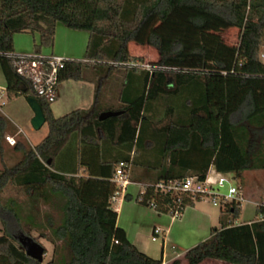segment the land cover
<instances>
[{"label": "trees", "instance_id": "16d2710c", "mask_svg": "<svg viewBox=\"0 0 264 264\" xmlns=\"http://www.w3.org/2000/svg\"><path fill=\"white\" fill-rule=\"evenodd\" d=\"M208 19L240 29L238 46L205 32ZM58 25L88 34L84 59L69 60L58 84H96L90 109L62 117L53 115L52 104L34 94L6 56L15 52L14 35L20 33L37 34L34 52L41 54L54 44ZM191 29L198 42L190 55L200 67L185 69L183 40ZM131 42L153 47L157 65L178 71L126 66L144 62L129 52ZM0 67L7 100L35 98L49 130L34 147L18 142L13 149L21 160L0 173V264H43L27 256L19 242L42 224L32 215L27 221L17 199L5 200L10 188L19 189L31 206L43 203L61 213L59 225L47 216L50 234L41 233L55 244L56 257L47 264H162L117 226L112 197L120 163L155 172L149 184L188 176L204 180L211 167L237 175L264 170V0H0ZM113 83L119 103L106 106ZM105 112L121 114L100 121ZM7 132L8 121L0 115L2 159ZM81 172L110 180L104 203L81 198ZM145 198L155 200L160 214L173 206L169 196L152 188ZM195 204L184 200L187 208ZM220 209V228L186 252V264H264V202L254 221L239 225L241 203Z\"/></svg>", "mask_w": 264, "mask_h": 264}, {"label": "rangeland", "instance_id": "374dc122", "mask_svg": "<svg viewBox=\"0 0 264 264\" xmlns=\"http://www.w3.org/2000/svg\"><path fill=\"white\" fill-rule=\"evenodd\" d=\"M205 32L208 34L215 36L222 42L230 45V46H238L241 36V30L236 28L228 27L226 24L221 23L219 21L208 19L207 24L205 26ZM34 40L36 43L39 42V37L37 35L33 36L32 34H16L14 35L15 47L25 48V50L31 51L34 50ZM198 42V33L191 29V36L188 39H184L183 43L185 45V62L183 67L185 69L189 68H199L200 63L197 57L190 55V51ZM87 46V33L81 31L70 30L62 25H58L56 37L54 41V54L56 51L68 50L69 52H73L76 56L77 60H83L85 56V50ZM52 48L46 47L42 49V54L47 55L51 53ZM19 52V51H17ZM34 52V51H33ZM28 52L27 54L33 53ZM129 52L131 55L135 57H141L144 60V63H148L150 65H155L159 61V54L156 49L150 46H141L134 42L129 44ZM147 53V54H145ZM147 55V56H145ZM73 59V58H69ZM75 59V58H74ZM68 84H65L63 87H68ZM70 85V84H69ZM1 86V83H0ZM1 92V90H0ZM3 94H5L3 92ZM66 97L61 98L59 105L56 106V115L57 116H65L77 109H87V101L84 96L81 94L75 95L74 97H70L68 95H64ZM7 97V95H6ZM70 97V100H69ZM3 112L0 113L1 116L5 117L8 121V133L5 135L16 136V133L13 129L16 128L17 124L19 128L24 131L22 136L16 137L18 142L23 143L27 147H34L37 145L39 140L45 137L48 133V126L45 124L40 130L36 131L33 129L31 124V118L35 116V113L31 106L29 105L27 99L25 97H17L13 99H8L6 105L3 107ZM17 126V127H18ZM17 129V128H16ZM3 147L5 151V157L2 159L0 154V173H2L5 167H12L16 163L21 160V154L14 151L13 147L10 146L7 141L4 139ZM225 177L231 181V184L236 187H240L244 193V198L247 200L251 198L252 194H255L256 204H260L264 202V170H253L246 171L243 175H239L240 179L238 180L237 174L230 173L226 174ZM252 188H255L254 190ZM134 191V190H133ZM226 189L221 190L222 193H226ZM257 193H260L259 195ZM5 200L17 199L19 201V209L21 215L26 218L27 221L30 220L29 217L32 215L39 224H42V228L40 230L32 229L30 230V237L41 244L45 248V255L43 264H47L51 261L55 255V244L49 242L46 238L42 237L41 233L50 234L49 223L47 222V216H51L55 225H59L61 221V213L58 209H54L40 203L37 206H31L28 198L21 193L19 189L10 188L9 191L4 193ZM199 209L203 212H210L218 214L219 209L214 207L209 202L205 201L197 205ZM145 209L151 212H155V210L147 208L143 206ZM146 210V211H147ZM145 211V210H144ZM146 215L147 212H145ZM165 217L172 218L169 214H161ZM148 216L143 219L142 222L137 221V225L143 226L145 225ZM256 219V208L252 204L243 203L242 204V214L239 223L248 222ZM146 220V221H145ZM2 230V224L0 223V234ZM150 236V241H151ZM151 247L155 252L156 256L160 258L161 252V240L157 242H151Z\"/></svg>", "mask_w": 264, "mask_h": 264}, {"label": "crops", "instance_id": "0c3cea01", "mask_svg": "<svg viewBox=\"0 0 264 264\" xmlns=\"http://www.w3.org/2000/svg\"><path fill=\"white\" fill-rule=\"evenodd\" d=\"M22 34H26V33H22ZM35 35L37 34H34L33 36ZM87 43H88V34H87ZM34 44L35 45L38 44L36 43V40H34ZM51 48L52 51L50 55L63 56L66 58L76 59V56L73 54V52H69L68 50H63L62 52L56 51V53L58 54H54L55 53L54 44L51 46ZM14 50L18 54H27L28 52L34 51L33 49L29 51V50H25V48H21V47L18 48V46L16 49L15 42H14ZM41 54H42V50H41ZM50 55L47 54L46 56H50ZM114 78L118 79V76ZM0 83H1L0 93L4 92L6 94V80L1 67H0ZM65 84H68L67 85L68 87H63L65 86ZM110 86L111 87H109V89L105 93L106 94L105 97L107 100L106 106H111L112 104L119 103L118 100L119 96L117 94L115 95L116 92L114 88L115 83L110 84ZM95 87L96 84L94 82L66 81L60 83L58 85L57 101L51 106L53 115L55 117H60L55 114L57 110L56 106L59 105L61 98L66 97L64 95H67V97L68 95L70 97H74L76 94L77 95L81 94L82 96L85 97L88 108L77 109V110L90 109L94 103ZM33 118L34 116L31 118V121L33 120ZM15 125L17 129L15 128L13 130L15 131L16 136L18 134V131L22 132L19 135L22 136L24 134V131L21 128H19L17 124ZM44 138L42 137L37 144H39ZM243 174L244 173H242V175ZM77 177L79 179L80 196L82 199L86 201H92L98 203H104L106 201L110 186V180L99 177H92L83 172L78 174ZM155 177H156L155 172L144 168H135V169L132 168L131 171V181L136 184L149 183V181L155 179ZM237 178L238 180L240 179L239 175H237ZM252 189L254 190L255 188ZM138 191L139 188L137 185L130 186L127 191V198L125 197L123 199H120L113 204V209L118 214L117 226L118 228L122 229L125 232L127 239L133 245H135L141 252L145 253L146 255H148L153 259L161 260L162 264H172L177 260L181 261L180 264H186L184 260L186 252L191 248L195 247L196 245H198L199 243L207 240L210 237L213 228H217V229L220 228L221 209L219 207H217L219 209L218 214L203 212L197 206L202 202H198L195 204L194 207H188L184 211V214L180 219H174V218L170 219L168 217L161 215L156 211L148 212V210L145 209L143 205L137 203L135 201V197ZM257 194L259 195L260 193ZM254 196L255 194H252L251 198L247 199L246 201L248 204H252L256 208L257 202L255 201L256 199H253L255 198ZM145 212H147L148 215H146ZM147 216L148 219L147 221L145 220L146 221L145 225L139 226L136 224L137 221L142 222L143 219ZM252 221L254 220L248 222H252ZM242 223H246V221ZM236 224L239 225L241 223L237 222ZM155 229H160L161 233L154 241L153 234ZM150 236H152L151 241H150ZM159 240H161V252L159 256L160 258L156 256L155 252L153 251V248L151 247V242H157ZM202 264H226V263L207 260Z\"/></svg>", "mask_w": 264, "mask_h": 264}, {"label": "built area", "instance_id": "2783aa9c", "mask_svg": "<svg viewBox=\"0 0 264 264\" xmlns=\"http://www.w3.org/2000/svg\"><path fill=\"white\" fill-rule=\"evenodd\" d=\"M7 57L13 60V66L16 73L27 80L34 94L49 104H54L58 96V75L65 68L66 63L71 60L63 56H45L35 52L31 54H7ZM126 66L130 68H139L142 70L153 71L159 70L163 72H177V68L159 66L157 64L150 65L139 61H132ZM7 103L6 94L0 93V113ZM22 132L18 131L17 136ZM17 136L7 135L5 140L14 147L18 141ZM132 164L130 162H122L117 166L113 183L115 185V193L112 197V204L127 196L128 188L137 185L139 191L135 197V201L147 208L157 210V204L154 199H146L145 194L148 188H152L154 194L169 196L173 201L169 215L174 219H180L187 207L184 206L185 199H191L198 202H209L214 207H221L224 204L237 202L247 203L244 193L240 187L233 186L225 175L216 171L211 167L204 180L197 176H188L182 180H174L168 182H159L156 184H136L131 181ZM226 189V193L221 190ZM258 204H256V207ZM157 212V211H156ZM161 233L160 229H155L153 240L155 241Z\"/></svg>", "mask_w": 264, "mask_h": 264}, {"label": "water", "instance_id": "95a60500", "mask_svg": "<svg viewBox=\"0 0 264 264\" xmlns=\"http://www.w3.org/2000/svg\"><path fill=\"white\" fill-rule=\"evenodd\" d=\"M23 90L25 91V89ZM27 101L35 113V116L31 122L32 127L34 130L38 131L46 123L45 115L43 113V110L40 104L35 98H29ZM120 114L121 113H118V112H105L100 115L99 120L103 121L108 118L117 117ZM19 242L27 256L36 260L39 263H43L44 255H45V248L41 244L34 241L31 237H26V236L20 237Z\"/></svg>", "mask_w": 264, "mask_h": 264}]
</instances>
